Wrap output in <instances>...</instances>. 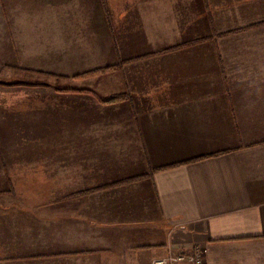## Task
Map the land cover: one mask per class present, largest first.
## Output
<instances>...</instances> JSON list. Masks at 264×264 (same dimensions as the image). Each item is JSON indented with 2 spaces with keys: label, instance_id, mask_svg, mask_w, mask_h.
I'll return each instance as SVG.
<instances>
[{
  "label": "crops",
  "instance_id": "obj_1",
  "mask_svg": "<svg viewBox=\"0 0 264 264\" xmlns=\"http://www.w3.org/2000/svg\"><path fill=\"white\" fill-rule=\"evenodd\" d=\"M1 75L0 264H264V0H0Z\"/></svg>",
  "mask_w": 264,
  "mask_h": 264
},
{
  "label": "built area",
  "instance_id": "obj_2",
  "mask_svg": "<svg viewBox=\"0 0 264 264\" xmlns=\"http://www.w3.org/2000/svg\"><path fill=\"white\" fill-rule=\"evenodd\" d=\"M208 249L204 246L170 249L166 256L156 258L151 264H206Z\"/></svg>",
  "mask_w": 264,
  "mask_h": 264
},
{
  "label": "trees",
  "instance_id": "obj_3",
  "mask_svg": "<svg viewBox=\"0 0 264 264\" xmlns=\"http://www.w3.org/2000/svg\"><path fill=\"white\" fill-rule=\"evenodd\" d=\"M115 68H118V66H113V67H107V68L93 70L92 72H89V74H97V73L105 72V71H108V70H111V69H115ZM85 75H88V74H85ZM125 98H126V95H115V96H112L110 98L105 99V102H107V103H116V102H119V101H121V100H123Z\"/></svg>",
  "mask_w": 264,
  "mask_h": 264
},
{
  "label": "rangeland",
  "instance_id": "obj_4",
  "mask_svg": "<svg viewBox=\"0 0 264 264\" xmlns=\"http://www.w3.org/2000/svg\"><path fill=\"white\" fill-rule=\"evenodd\" d=\"M1 78L6 79L7 76H5V75H1V76H0V84L4 86V84H2L4 80H2ZM34 84H35V83H33V82H23V83H22V85H24V86H32V85H34ZM10 85H12V83H11V84H6V86H10ZM6 86H4V87L7 89ZM21 88H22V87H21ZM1 182H2V181H1Z\"/></svg>",
  "mask_w": 264,
  "mask_h": 264
}]
</instances>
